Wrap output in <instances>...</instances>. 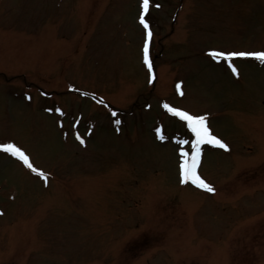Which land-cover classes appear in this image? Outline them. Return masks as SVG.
Returning a JSON list of instances; mask_svg holds the SVG:
<instances>
[{"label": "rangeland", "instance_id": "obj_1", "mask_svg": "<svg viewBox=\"0 0 264 264\" xmlns=\"http://www.w3.org/2000/svg\"><path fill=\"white\" fill-rule=\"evenodd\" d=\"M176 1L149 2L153 35L147 38L136 20L139 0H0V143L15 144L44 173L0 152V264H97L102 252L124 241L136 210L172 211L181 223L171 232L195 219V228L214 234L222 223L221 216L216 223L211 217L219 202L233 204L245 192L264 189V65L236 57L234 73L227 56L211 55L264 50V0H185L182 9ZM10 2L18 3L12 8ZM85 29L80 56L74 52L69 63L58 58L60 46L75 50L73 39ZM95 29L100 40L90 42ZM146 40L158 69L156 93L146 84ZM68 84L101 94L126 107L124 113L111 116L90 97L70 92L24 99V90L34 86L33 94L44 86L58 95ZM161 99L205 116L233 146L228 153L208 149L201 165L217 194L204 196L179 179L170 141L179 125L162 115ZM155 130H163L166 142L155 140ZM249 169L254 175L245 173ZM254 200L251 211L264 202ZM257 218H264V209L247 213L243 222ZM166 240L171 251L191 247L189 236ZM152 254L122 261L160 264Z\"/></svg>", "mask_w": 264, "mask_h": 264}, {"label": "snow or ice", "instance_id": "obj_2", "mask_svg": "<svg viewBox=\"0 0 264 264\" xmlns=\"http://www.w3.org/2000/svg\"><path fill=\"white\" fill-rule=\"evenodd\" d=\"M142 7L144 12L148 11L149 8V0H143ZM140 23L144 26L145 29H148L149 25L143 12L139 16ZM152 35L151 31L147 32V36L150 38ZM144 53V61L148 65L149 70H151L152 65L149 61V46L147 40L144 42L143 47ZM213 56H227L229 59L232 57H255L256 59L264 62V51H229L227 53L224 52H216L213 51L211 53ZM232 71L235 73L237 69L232 67ZM165 108H169L168 104L164 105ZM169 111L173 112L175 115L180 116L184 120L188 122V127L195 134V140L192 142V152L189 157V153L182 150V155L185 157L184 163L181 165L182 175L185 179L192 180L193 183L198 184V186L208 190L214 191V188L208 184L206 181L200 178L197 174V165L199 163V159L201 156L200 145L207 143H214L219 145L220 147H227L220 139L216 136L212 135L210 129L206 124V117L203 115L200 116H192L189 115L188 112L182 111L177 108H169ZM115 115V113H113ZM117 124L120 123L119 120L116 121ZM81 143L83 141L81 140ZM186 143V142H185ZM0 148L5 150L6 152H10L13 156L19 157L29 168L34 172H38L39 175H44L43 172H39L38 169L34 168L33 165L29 162V158L25 153L17 147L13 143H0Z\"/></svg>", "mask_w": 264, "mask_h": 264}]
</instances>
